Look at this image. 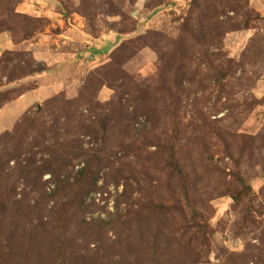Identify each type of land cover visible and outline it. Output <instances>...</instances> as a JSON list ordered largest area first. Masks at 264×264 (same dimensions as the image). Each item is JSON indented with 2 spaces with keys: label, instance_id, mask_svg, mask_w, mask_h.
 Segmentation results:
<instances>
[{
  "label": "rangeland",
  "instance_id": "obj_1",
  "mask_svg": "<svg viewBox=\"0 0 264 264\" xmlns=\"http://www.w3.org/2000/svg\"><path fill=\"white\" fill-rule=\"evenodd\" d=\"M0 264H264V0H0Z\"/></svg>",
  "mask_w": 264,
  "mask_h": 264
},
{
  "label": "crops",
  "instance_id": "obj_2",
  "mask_svg": "<svg viewBox=\"0 0 264 264\" xmlns=\"http://www.w3.org/2000/svg\"><path fill=\"white\" fill-rule=\"evenodd\" d=\"M35 94H36V93H35ZM35 94H34V93L27 94V95L24 97L25 99H23L22 101H20V103H19V104H20L19 109L22 110V113L24 112V109H23L22 107H23L25 104H27L26 102H28V99H30V97H29L28 95H31V96L33 95V96H34Z\"/></svg>",
  "mask_w": 264,
  "mask_h": 264
},
{
  "label": "trees",
  "instance_id": "obj_3",
  "mask_svg": "<svg viewBox=\"0 0 264 264\" xmlns=\"http://www.w3.org/2000/svg\"><path fill=\"white\" fill-rule=\"evenodd\" d=\"M206 5H207V3H206ZM210 5H211V4L208 3L207 7H212V6H210ZM231 10H234V11H235L236 9L231 8ZM117 14H118V13H117ZM44 71H45V70L42 69L41 71H34V72L32 71V73H40V72H44ZM233 198H234V200H236V201L238 200L236 197H233Z\"/></svg>",
  "mask_w": 264,
  "mask_h": 264
}]
</instances>
